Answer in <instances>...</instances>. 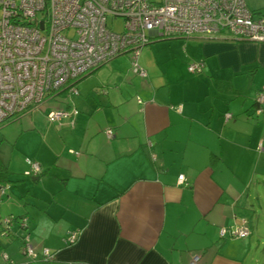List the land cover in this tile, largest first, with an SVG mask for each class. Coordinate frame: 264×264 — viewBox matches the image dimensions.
Masks as SVG:
<instances>
[{"label":"crops","instance_id":"obj_1","mask_svg":"<svg viewBox=\"0 0 264 264\" xmlns=\"http://www.w3.org/2000/svg\"><path fill=\"white\" fill-rule=\"evenodd\" d=\"M246 2L264 15V0ZM151 38L139 55L147 76L120 54L79 78L78 94L52 98L68 90L74 100L50 108L79 113L47 120L39 147L16 143L39 174L3 161L0 264H11L4 253L14 264H189L194 254L197 264H264V42ZM6 216L28 218V229L3 234ZM243 219L248 237L220 235ZM26 234L53 259L27 257Z\"/></svg>","mask_w":264,"mask_h":264},{"label":"built area","instance_id":"obj_2","mask_svg":"<svg viewBox=\"0 0 264 264\" xmlns=\"http://www.w3.org/2000/svg\"><path fill=\"white\" fill-rule=\"evenodd\" d=\"M118 18L124 21L122 31L108 24ZM152 32L166 39L197 35L264 42V15L254 12L246 0H0V124L15 114L42 109L63 90L78 94L79 78L120 54H129L134 70L147 76L139 55L152 41ZM203 65L194 61L188 69L197 73ZM257 103L261 113L264 93ZM78 113L76 107H53L46 115L56 123ZM230 118L232 113L226 112L225 119ZM106 135L112 138L114 130L107 128ZM26 161V174L42 171L37 161ZM185 180L180 174L178 182ZM7 188L0 184V196ZM247 223L243 219L231 229L223 227L220 235L246 238ZM16 224L27 230L28 218H1L3 234L10 235ZM77 236L74 231L66 241L72 243ZM22 240L23 253L30 259H53L48 248L33 247L29 234ZM4 257L14 264L8 254ZM198 259L194 254L189 264Z\"/></svg>","mask_w":264,"mask_h":264},{"label":"rangeland","instance_id":"obj_3","mask_svg":"<svg viewBox=\"0 0 264 264\" xmlns=\"http://www.w3.org/2000/svg\"><path fill=\"white\" fill-rule=\"evenodd\" d=\"M108 24L115 31H122L124 29L123 18H118L113 21L110 20ZM130 61L131 59L129 61H126L129 66L131 65ZM256 77L257 79H259L260 74L257 75ZM81 86H79V88H81ZM73 96H77V95H73ZM73 96L71 97L68 90L62 92L61 94L58 95V99H54V100L51 99V101H49L43 107V109L37 111L36 117L33 120L30 119L29 112H27L22 114H15L9 120L1 123L0 124V159L4 161L6 164H8V166L18 167L15 169H20L19 171L21 172H25L26 170H28L29 167L26 166V163L24 161V156L21 159L19 158V156H16L17 154L15 151L16 149H18L16 147V143H18L19 145L24 143L25 145L28 146H32L36 144V147H39L38 144L39 137L36 134L38 133L40 136H42V134L44 133L48 120L46 113L50 109V105L53 104L64 105L65 104L64 102H70L71 100H74ZM24 116H28L26 117L27 119H23ZM51 125H53V123ZM32 127L34 129H31ZM47 142L50 144L49 140H47ZM16 226L18 225L16 224L15 228Z\"/></svg>","mask_w":264,"mask_h":264},{"label":"trees","instance_id":"obj_4","mask_svg":"<svg viewBox=\"0 0 264 264\" xmlns=\"http://www.w3.org/2000/svg\"><path fill=\"white\" fill-rule=\"evenodd\" d=\"M9 175L10 171L8 170L7 165L0 159V181L8 182Z\"/></svg>","mask_w":264,"mask_h":264},{"label":"bare ground","instance_id":"obj_5","mask_svg":"<svg viewBox=\"0 0 264 264\" xmlns=\"http://www.w3.org/2000/svg\"><path fill=\"white\" fill-rule=\"evenodd\" d=\"M258 13V12H257ZM178 38H180V37H178ZM53 108V107H52ZM62 108V107H61ZM74 116V115H73ZM76 116V115H75ZM1 227V226H0Z\"/></svg>","mask_w":264,"mask_h":264}]
</instances>
